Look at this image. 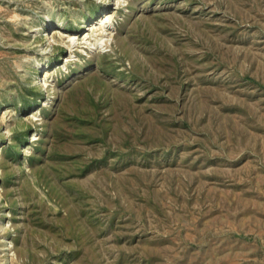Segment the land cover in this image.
Here are the masks:
<instances>
[{"label": "rangeland", "instance_id": "obj_1", "mask_svg": "<svg viewBox=\"0 0 264 264\" xmlns=\"http://www.w3.org/2000/svg\"><path fill=\"white\" fill-rule=\"evenodd\" d=\"M121 2L0 0V264H264V0Z\"/></svg>", "mask_w": 264, "mask_h": 264}, {"label": "bare ground", "instance_id": "obj_2", "mask_svg": "<svg viewBox=\"0 0 264 264\" xmlns=\"http://www.w3.org/2000/svg\"><path fill=\"white\" fill-rule=\"evenodd\" d=\"M116 4H118L120 7L123 3L121 2V0H117ZM106 6H107L106 4L103 5L102 9L104 10L106 8ZM108 15L109 14H107L104 18H102L98 22H95L91 26H89L87 24L88 21L85 20L81 26L80 31L83 29L87 30L89 28L87 30L89 32H86L82 39L80 38L81 36H75V37L68 36L66 38L58 36V37H60L61 40L57 41V42H61L62 44H64V47L66 49H68L70 51V54H71L69 56V58L67 57V59L65 61V66L68 67L69 65H71L73 63L80 62V59L83 56L91 59L94 56L101 57L102 53L107 52L104 50L110 48V41L112 40V37L117 38V34H112L113 32H110L111 30L108 27L109 24H111L110 22L113 19L112 16H108ZM62 31L63 30H61V28L57 27L54 29L53 34L59 35L62 33ZM48 49L49 48L47 47L45 49V52L42 53V55L48 56L50 54V52L47 51ZM59 69L63 71V68L60 67ZM46 72L47 73L45 75V78L48 77V79L45 81L44 87L50 88L52 85L48 84V83H49V76H51V72H49L48 70ZM52 88H53V86H52ZM43 106L47 107L48 103L46 104V102H45ZM39 113H40L39 111L36 112L34 114V116L38 115ZM39 139L40 138L36 135V136H32L31 141L37 142Z\"/></svg>", "mask_w": 264, "mask_h": 264}]
</instances>
